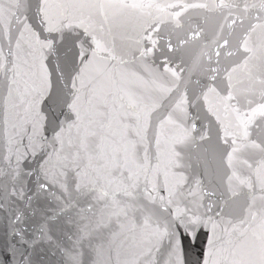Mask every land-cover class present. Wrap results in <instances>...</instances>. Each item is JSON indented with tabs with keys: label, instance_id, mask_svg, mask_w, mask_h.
<instances>
[{
	"label": "snow or ice",
	"instance_id": "snow-or-ice-1",
	"mask_svg": "<svg viewBox=\"0 0 264 264\" xmlns=\"http://www.w3.org/2000/svg\"><path fill=\"white\" fill-rule=\"evenodd\" d=\"M0 213V264H264V0H0Z\"/></svg>",
	"mask_w": 264,
	"mask_h": 264
},
{
	"label": "water",
	"instance_id": "water-1",
	"mask_svg": "<svg viewBox=\"0 0 264 264\" xmlns=\"http://www.w3.org/2000/svg\"><path fill=\"white\" fill-rule=\"evenodd\" d=\"M209 27V34L210 28ZM175 42V41H174ZM197 50L196 45H190L188 48L181 50L176 55V63L180 64L183 62L185 66L191 63L192 57L195 56ZM35 180V177H32ZM51 204L52 207H55V203L51 201L50 197H47L46 194H40L33 198L31 205L26 204L25 202H21V215L23 220L18 223V230L23 229L28 231L29 234L32 233L33 230L37 228L39 223L41 222L42 215L45 211L48 210V205ZM226 212L232 211L231 208H226ZM10 231L9 221L7 219V215L4 213H0V250L3 249L4 242L9 239L8 233ZM204 237L201 235L199 240H195L189 237L185 241V248L188 250L189 255L192 259H195L196 254L199 252ZM34 259H38L43 261V264H48L49 260H59V256H54L51 251H48L46 246L37 248L36 254L34 255Z\"/></svg>",
	"mask_w": 264,
	"mask_h": 264
}]
</instances>
